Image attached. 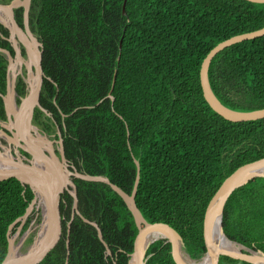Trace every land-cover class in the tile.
<instances>
[{"label":"trees","instance_id":"16d2710c","mask_svg":"<svg viewBox=\"0 0 264 264\" xmlns=\"http://www.w3.org/2000/svg\"><path fill=\"white\" fill-rule=\"evenodd\" d=\"M12 0H0L10 3ZM32 0L30 23L42 42L44 80L35 122L61 128L67 159L105 175L131 194L150 223L183 236L194 259L209 249L204 220L223 181L264 157V118L234 122L204 97L202 63L220 42L264 27V3L248 0ZM17 12L23 21L24 9ZM0 31H8L0 24ZM0 47L13 51L0 35ZM8 60L0 52V93ZM117 74L113 98L109 97ZM212 88L237 110L264 108V35L220 51L209 68ZM18 101L27 93L20 80ZM48 114V115H47ZM0 118L6 119L0 95ZM62 194L57 241L40 264H128L139 229L124 199L104 182L74 179ZM35 197L29 185L0 177V264ZM23 231L33 218L26 219ZM41 217L38 218V223ZM229 239L264 251V177L236 189L223 211ZM68 251L70 252L68 256ZM147 264H177L169 242L152 243ZM216 264H254L220 255Z\"/></svg>","mask_w":264,"mask_h":264},{"label":"water","instance_id":"95a60500","mask_svg":"<svg viewBox=\"0 0 264 264\" xmlns=\"http://www.w3.org/2000/svg\"><path fill=\"white\" fill-rule=\"evenodd\" d=\"M32 0H12L10 3H0V12L8 15L9 20L12 23V28L18 32L20 35L28 39L26 33L17 25L14 16L13 9L15 7L23 5L25 7V23L27 27L28 34L32 37L33 42L37 44V52L39 56V61L37 63L38 68V82L35 88L30 91L28 95L23 97L22 104L17 106L19 110H28L27 117L22 118L21 114H18L17 109L14 107V101L10 97V93L13 92L16 95V81L10 80L7 86V93L1 94L6 101L7 111L9 115L15 114L16 120H18L19 127L18 134L20 133L28 144L23 145L20 140V136L16 135L14 138L8 136L9 140H14L18 147H22L27 153L31 154L32 157L28 158L23 155L18 149L9 147V153L6 152V146L0 147V177L1 176H13L19 179L22 184L29 185L33 190L35 197L28 207L27 213L21 217V224L19 225L17 231L12 233V226L9 231V248L8 253L1 264H40L43 259L48 255L53 245L57 241V236L61 227V198L62 194L66 190L74 196V210L80 211L78 209V192L77 185L74 178H80L87 181L94 182H104L110 185L126 202L129 209L131 210L136 225L139 229V237L137 239L136 248L131 253L128 264H147L148 255L147 251L152 243L157 240L163 239L169 242L172 247V254L177 264H216L219 260L220 255H226L235 259L244 260L254 264H264V251L255 250L254 248H249L247 246L243 247L253 250L254 252L261 253V255H256L252 252L245 250H230L224 248L218 238L219 228L225 234L223 228V211L224 207L228 202L231 194L238 188L246 185L252 179L257 177H264V157L248 162L240 166L231 175H229L218 188L214 196L211 198L205 214V230L210 240V246L207 252L200 258L194 259L188 253L183 236L180 232L165 222L150 223L142 214L140 208L136 202V195L138 190V185L140 182V161L135 159V163L138 168L136 182L131 194L127 193L120 186L113 183L105 175H93L87 172H82L76 168L66 157L64 141H61V152L60 155L56 154L53 150L49 139L46 138L48 146L39 143L33 136H30L28 132V127L30 132L34 131L37 133L38 128L32 123V115L36 105L40 104L41 88L43 83L44 70L42 66V42H39L38 38L34 36V33L29 27V10L31 7ZM256 3H264V0H248ZM126 2L123 4V12L125 13ZM264 35V27L232 36L218 45H216L204 59L201 70H200V80L203 89V94L210 106L221 116L227 120L240 122V121H250L258 120L264 118V108L254 109V110H237L226 106L223 104L218 97L215 95L212 89V85L209 78V68L214 59V57L224 48L235 44L237 42L260 37ZM31 42V43H33ZM40 45V46H39ZM0 50L9 53V60L12 65L13 58L9 51L0 48ZM117 74L114 76L112 88L109 92V97L113 98L112 91L115 86ZM114 99V98H113ZM45 110V109H44ZM46 111V110H45ZM23 119V120H22ZM13 120L10 119V123L6 124L0 120V125L8 126L11 128ZM25 122V127L22 124ZM0 132L5 134L3 129ZM26 136L30 137V140ZM35 144V147L32 145ZM43 201V208L41 207V221L39 222V229L37 235L35 236L33 243L30 245L26 252H21L17 249L15 245V240L19 235L22 226L24 225L26 219L28 218L33 207L39 202ZM220 214L219 226L217 228V215ZM81 215V214H80ZM82 216V215H81ZM86 222L94 225L98 230V235L102 242L107 248V253L111 254V249L109 245L105 242L103 234L98 224L95 221H91L88 218L82 216ZM226 235V234H225ZM227 236V235H226ZM228 237V236H227ZM238 243V242H237ZM189 256V260L185 257L186 254ZM70 252L68 251V256ZM207 258V259H206ZM68 264V262L66 263Z\"/></svg>","mask_w":264,"mask_h":264},{"label":"flooded vegetation","instance_id":"af4514ba","mask_svg":"<svg viewBox=\"0 0 264 264\" xmlns=\"http://www.w3.org/2000/svg\"><path fill=\"white\" fill-rule=\"evenodd\" d=\"M31 3H32V1H31ZM21 7L24 9V12H25V7L23 5H21V6L15 7L13 9V16H14V19H15L17 25L28 36V39L25 38V37H23L22 35H20L18 32H16L12 28V23L9 20V17H8L7 14L0 12V24H2L3 27L8 31L7 34H3L0 31V35L2 36V38L4 40H6V41L9 42V44L13 48V51H11V50H9L7 48H2V47H0V48L5 49V50H7V51L10 52V54H11V56L13 58V62H15L16 60H19L20 62L25 61V63H23L22 65H20V70L18 69L16 71V70L13 69V71H11V69L13 68V66L15 64L12 65V67H11V63H10V60H9V53L6 52V51H3V50H0V52L2 54H4L5 57H6V59L8 60V65H7V86H8L9 78H10V80H13V82H14L15 79L18 78V77L17 78H15V77H16V75L20 71V75L22 77H20V78H18V80H16V87H17L18 83L20 82V80H23L25 82V84H26V90H27L26 95H28L30 93V91L32 90V88L33 89L35 88L36 83L38 82L39 75H38L37 63L39 61V56H38V53H37V44H35L33 42L32 37L27 32V27H26V23H25V15H24V12H23V21L20 22L18 20L16 10H18ZM29 14H30V10H29ZM29 27H30V30L34 33V36H36L38 38L39 42H41V40L38 37V35L32 29V26H31V23H30V16H29ZM15 35L16 36L18 35L17 37H20L21 38V40H22V42L24 44V47H22V45L21 46L19 45L18 39H17V37H15ZM16 42H17V44H16ZM31 42H33V43H31ZM40 49H42V47H40ZM29 57H30V59H29ZM32 63H33V65H32ZM33 70L36 71L37 76H34L33 75V73H32ZM24 72L26 73V75L24 74ZM10 73L12 74V77H13L12 79L10 77L11 76ZM43 80H44V76H43ZM6 93H7V91H6ZM6 93H4V94H6ZM16 94H17V92H16ZM25 96H23V97H25ZM10 97L14 101V105L16 106L15 109L19 110V107L16 105V101H17V104L18 105H21L22 104L23 97H21V101L20 102L18 101V97H16V101H15L14 93L13 92L10 93ZM3 100H4V98H3ZM37 106H39V105H36L35 108ZM4 108H5L6 119L0 118V120L3 121V122H5L6 124H9L10 123V119L12 118V120H13L12 123L13 124H12L11 128L8 127V126H6V127L3 126L2 127L0 125V129H3L5 131V134H3V133L0 132V135L6 136L5 138L8 140L9 145H11V147L13 148V150H15V148H18L22 152L23 155L27 156L28 158H31L32 155L29 154V153H27V151H25L22 147H18L15 144V142H14L13 139L12 140H9L8 139V136H11L12 138H14L16 135H19L20 136L21 143L23 145H27L28 144L27 140H25L20 133L18 134L19 127L18 128L16 127V124L18 126V120H16L15 114H12V115H9L8 114L7 104H6V101L5 100H4ZM21 112H22V110H19L18 111V114H21ZM25 117H27V115H25L24 118ZM34 120H35V109H34L33 115H32V123L35 126H37V128H38L37 133L39 132L40 133V134L38 133L39 135H41L42 137H45V138L49 139L50 141H52L51 146H52L53 150L55 151L56 154L60 155V152H61V141L62 140L64 141V139H63V133H62L63 131H62V128H61L59 122L55 118H53V124L51 123V126L52 127L49 128V129H47V128H45V126L37 124ZM22 124L25 127V122H23ZM37 133H35L34 131H32V132H30V136H33V137L36 136L37 137V135H38ZM26 137L29 138L28 136H26ZM43 142H44L43 145L48 146L47 142H45V141H43ZM0 147H1V144H0Z\"/></svg>","mask_w":264,"mask_h":264},{"label":"rangeland","instance_id":"374dc122","mask_svg":"<svg viewBox=\"0 0 264 264\" xmlns=\"http://www.w3.org/2000/svg\"><path fill=\"white\" fill-rule=\"evenodd\" d=\"M18 36V35H17ZM16 35H15V37H17ZM17 39H18V42H19V45L21 46L22 45V47H24V44H23V42H22V40H21V38L20 37H17ZM16 44H17V42H16ZM18 45V46H19ZM29 59H30V57H29ZM23 63H25V61H23V62H20L19 60H16L15 62H13V64L12 65H14L13 66V68L11 69V71H13V69L14 70H20V65H22ZM12 65H11V67H12ZM32 65H33V63H32ZM12 73V72H11ZM10 73V74H11ZM32 73H33V75L34 76H37V74H36V71H32ZM24 74L26 75V73L24 72ZM11 79L13 78L12 77V74H11ZM20 78V77H22L21 75H20V71H19V73L16 75V77L15 78ZM14 78V79H15ZM18 78L17 79H15V81L16 80H18ZM16 97H17V94H16V96H15V93H14V98H15V101H16ZM16 105H17V101H16ZM48 115V114H47ZM50 123H52L53 124V120H49V119H47ZM0 144H1V147H3V146H10L9 145V142H8V140L4 137V136H2V135H0ZM12 148V147H11ZM39 217H41V208H39L38 207V205L36 204L34 207H33V211L31 210V212H30V214H29V216H28V218H33V220H32V222H31V225H30V227L27 229V230H25V231H23V228H24V225L26 224V222H27V220L25 221V223H24V225L22 226V229H21V231H20V233H19V235L17 236V238H16V240H15V245L17 246V249L18 250H20L21 252H26L28 249H29V247H30V245L33 243V240H34V238H35V236L37 235V232H38V229H39V223H38V218ZM27 218V219H28Z\"/></svg>","mask_w":264,"mask_h":264},{"label":"bare ground","instance_id":"6f19581e","mask_svg":"<svg viewBox=\"0 0 264 264\" xmlns=\"http://www.w3.org/2000/svg\"><path fill=\"white\" fill-rule=\"evenodd\" d=\"M247 33V32H245ZM243 34V33H242ZM235 36V35H234ZM231 38V37H230ZM247 40V39H246ZM244 41V40H243ZM241 42V41H240ZM238 43V42H237ZM236 44V43H235ZM218 45V44H217ZM233 45V44H232ZM231 46V45H230ZM229 47V46H228ZM225 49V48H224ZM222 51V50H221ZM38 53V52H37ZM209 54V53H208ZM206 58V57H205ZM30 63V62H29ZM13 64V63H12ZM213 89V88H212ZM214 92V90H213ZM215 93V92H214ZM216 95V94H215ZM217 96V95H216ZM218 97V96H217ZM219 99V98H218ZM220 100V99H219ZM221 101V100H220ZM222 102V101H221ZM223 103V102H222ZM224 104V103H223ZM226 105V104H225ZM227 106V105H226ZM14 107L16 108V106L14 105ZM28 114V110L27 109H23L22 112H21V116L23 118V116L27 115ZM27 119H28V116H27ZM23 120V119H22ZM19 126L21 127L22 126V123L19 124ZM28 132L30 133V128L28 127ZM39 133V132H38ZM37 133V134H38ZM40 134V133H39ZM37 135V137L35 138L39 143L43 144L45 141L46 142V138L45 137H42L41 135ZM6 137V136H4ZM29 137V136H28ZM28 140H30V137L28 138ZM1 141V140H0ZM14 143V142H13ZM33 147H35V144L32 145ZM10 147V146H9ZM9 147L6 146L5 150L7 153H9ZM43 201L39 202L38 203V207L39 208H43ZM219 219H220V214L217 215V228L219 226ZM218 238H219V242L220 244L224 247V248H227V249H230V250H245V251H249V252H252L256 255H261V253H258V252H254L253 250H250V249H247L245 247H243L242 245H240L239 243H237L236 241H233L231 239H229L222 231H221V228H219V233H218ZM186 254V253H185ZM185 257L187 258V260L191 261L189 259V256L188 254L185 255ZM207 259V258H206Z\"/></svg>","mask_w":264,"mask_h":264}]
</instances>
